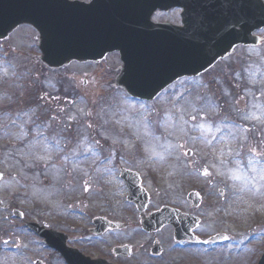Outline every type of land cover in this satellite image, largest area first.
<instances>
[{
  "label": "flooded vegetation",
  "instance_id": "1",
  "mask_svg": "<svg viewBox=\"0 0 264 264\" xmlns=\"http://www.w3.org/2000/svg\"><path fill=\"white\" fill-rule=\"evenodd\" d=\"M79 1L89 3L91 0ZM174 13L159 12L153 21L179 25V21H172ZM30 39L33 40L31 44L37 43L36 36ZM8 43H1L0 50ZM35 53L29 54L34 58L32 62L26 60L24 64H36L37 68L27 67L23 74L19 73V67L4 68L2 71L10 77L0 76V82L13 84L11 91L4 90L8 96L0 101V172L5 180L11 176L16 181L7 186L8 196L0 197V234L15 244L11 253L16 255L18 262L27 264L32 254L37 258L33 264L36 261L66 264L63 253L45 246L29 225L63 236L64 248L110 264H253L259 259L264 251V199L254 196L249 181L238 180V146L241 143L244 151V144L236 138L232 125L225 118L215 117L219 129L215 140L198 138L200 131L181 133L173 150L167 149L169 143L167 147L153 149L105 146L88 148L89 153L79 158L73 153L78 149L70 147L72 137L62 138L64 147L46 149V131L54 130L56 123L74 122L63 112L61 100L69 99L70 105L77 102L78 75L70 73L62 80L59 75L69 68L56 71L39 67V51ZM86 66L93 68V64ZM99 71L91 70L86 74L87 101L92 97L93 77L101 80L103 76ZM46 83L49 88L45 87ZM100 118L108 131L109 121H105V116ZM146 125L151 130L155 127L151 118ZM88 127L94 129L92 111L88 114ZM92 135H96L95 130ZM45 149L48 153L51 151L50 163L43 161ZM147 150H166V156L172 159V170L159 176L157 165L147 156ZM25 158L37 163L25 161ZM14 166L18 169H13ZM46 167L49 171L62 167V174L53 181L59 183V194H64L61 199L59 194L56 196L58 204L53 213L59 218L68 217L66 225H61L60 219L51 222L41 219L46 211L43 188L47 180L41 177L42 185L41 181L38 184L35 181L46 172ZM11 171L16 173L8 175ZM123 172L132 173L129 181H139L149 194L144 215L167 208V225L158 232L143 233L146 235L143 241L131 232L132 229L137 233L141 231V215L136 206L127 201ZM78 179L82 180L81 185ZM159 187L164 189L160 200L153 194ZM193 193L197 197H191ZM254 201L256 210L253 209ZM21 203L28 206L22 207ZM16 211H21L20 216ZM78 221L82 226H78ZM32 242L38 245L39 251L30 247ZM155 246L160 248L158 256L152 252ZM122 249H126L127 254H123Z\"/></svg>",
  "mask_w": 264,
  "mask_h": 264
},
{
  "label": "water",
  "instance_id": "2",
  "mask_svg": "<svg viewBox=\"0 0 264 264\" xmlns=\"http://www.w3.org/2000/svg\"><path fill=\"white\" fill-rule=\"evenodd\" d=\"M61 1L0 0V39L22 25L32 26L40 36L41 61L50 68L72 62L100 63L109 54L120 52L124 66L116 87L140 100H153L180 78L201 75L239 46H258L261 39L252 34L264 29V3L260 0H250L253 6L233 1L228 12L252 10L243 19L235 12L223 16L222 0H132L129 5L124 0H109L113 4L105 18L100 7L93 9L97 13L93 19L78 20L73 14L86 6ZM173 8L184 10L183 28L151 23L157 10ZM237 19L242 24H228L239 23ZM160 217L144 222L143 227L152 228ZM42 236L51 247H60L57 235Z\"/></svg>",
  "mask_w": 264,
  "mask_h": 264
},
{
  "label": "rangeland",
  "instance_id": "3",
  "mask_svg": "<svg viewBox=\"0 0 264 264\" xmlns=\"http://www.w3.org/2000/svg\"><path fill=\"white\" fill-rule=\"evenodd\" d=\"M172 20L179 21V18H177V16L174 14ZM33 35L34 33H32L29 29L21 28L18 32L13 34L10 39L7 40V42H9L8 46L4 48L2 47L3 50H0V76L6 75L7 77H10V75H7L4 71H2L4 68L19 67L21 69L19 73L22 74L24 73V69L27 67L37 68L36 66L38 65L36 64H24V61H31L34 59L27 55L28 52H36V45L34 43L32 45L31 42L33 40L30 39V37H33ZM120 65L119 59L116 57H111L104 63L103 76L105 81H108V78H112L111 75L114 73V70ZM88 68L89 67L73 65L69 67V70L66 73H62L59 76L62 78H64V76L68 78L70 73L77 74L78 89L80 91L83 89V76L88 73ZM14 76L18 77V75ZM221 80H224V85H221L223 84L221 83ZM185 87L187 89L182 91ZM5 89L11 91L13 89V84L0 82V101L4 100L8 96L4 91ZM111 92L113 91H107L103 89V86L98 84L94 86L93 90L94 101L107 102L104 104L106 108L104 109L105 112L103 113V116H107L106 111L111 110L108 114V125L110 127V131H107V133L104 132L102 134L103 142H109L114 148L117 149H121L123 147L124 149L133 148L135 147V142L145 148L150 147L152 149L160 147L164 148L167 146V141L164 142L161 136L155 138V131H152L143 121L134 116L133 112L140 109L145 104L130 101L127 97L120 93ZM172 99H174L178 105L183 107L178 109L180 116L179 118L184 120L187 125L190 124L188 128L191 132L202 130L204 134L203 138L207 134L208 127L213 126V119L219 114L220 118H225V120L232 126L238 129L242 128L244 131L242 135L245 138L241 140L244 144V151H240V159L245 165L244 170L246 173H242L240 170L238 173V180H243L241 176H245L249 177L254 185H259L260 170L261 167H263L259 164L264 165V48L259 50H238L234 57L217 66L210 72V75H204L199 79L180 83L178 86L174 87V89L172 88L163 97H161L160 102L155 108L152 109L153 113L151 115L156 116L158 113L164 112L162 104H164L165 101L170 104ZM194 103L201 106L197 111L196 109H193V107H195L193 105ZM122 108L127 109V111L132 115L130 123L132 124V138L134 141L130 140L128 136H125V133L122 132L124 127L122 124L121 129H118L120 126L119 122H124L127 118V115L124 111H122ZM184 108H189V110ZM68 111L71 113L70 117H72V120L75 123L77 118H83L82 120L78 119L76 124L71 123L73 126L72 129H75L76 132L75 148H105L103 146H96V144L93 142L95 139L98 141L99 136L97 135L96 138H91L92 136H90L88 131V124L87 127L85 124V118H87V116L85 114V109L82 107V103H76L73 108V112H71V107H68ZM254 111H256V113ZM143 116H145L144 113ZM181 116H183L184 119H182ZM106 120L108 119H105V121ZM164 125L166 127L162 132L167 136V139H170L169 147H167V149L173 150L177 147L178 141L172 138H178V134L182 132V129L185 130V128L182 127H187V125H185L182 121L178 122L177 124H172L171 119L169 118H167L166 124ZM254 126L261 128L260 135L259 132L257 133L256 130L253 129ZM117 129L120 133L119 136H117L118 132L115 131ZM129 129L130 125L128 126L127 130L129 131ZM262 129L263 133H261ZM121 136L124 138L120 139ZM152 137H154L153 142L151 141ZM52 146L53 145H47L46 148H51ZM46 151L47 150L45 149V155L42 154V156L43 161L46 160L47 162L48 156L46 155ZM50 152L51 151H49V153ZM147 156L151 157L153 162L157 165V173L159 176H162L163 173L172 170V159H169L166 156V150L162 152H153L151 150H147ZM254 159L256 161L254 162L253 167V165L249 162L251 160L254 161ZM25 161H33L34 164L37 163L31 158H25ZM256 164L258 165L255 166ZM61 170L62 167L56 168L51 174L49 171H47L46 167L47 172L37 176L38 178H36L35 182L38 184L39 181H41V177L43 176H45L46 179L49 178L47 179L48 185L43 188L47 198V203L45 206V214L41 217V219L45 220L46 222L60 219L62 220L59 221L60 224L66 225L65 221L69 220L68 217L59 218L53 213L57 208L58 201L56 200V196L59 194V183H55L53 178H58L59 175L62 174ZM13 173L16 172H8L9 175ZM50 176H53V178ZM10 182L16 181L13 177L9 176L7 182L4 184L6 186V190ZM77 182L79 185L82 184V180L80 179H78ZM42 184H44L43 181H41V185ZM4 185L1 187L2 192H0V195L3 198L8 196L6 190H4ZM18 186L21 187V183H19ZM84 187L85 185L83 184L81 188L82 191L84 190ZM63 190H66V188H63ZM63 194L64 192L60 193L58 198L61 199ZM153 194L156 199L160 200L161 196L164 194V189L159 187L156 193ZM259 196L261 199H264L263 191L259 193ZM78 201H80V199H78ZM23 203H21L22 207L28 206V204ZM250 203L251 202H249V204ZM255 207L256 205L253 206V209ZM48 210L51 212H47ZM78 226H82L80 221H78ZM53 227L55 226L53 225ZM30 247L35 251H39V247L36 243L32 242ZM6 254H8L7 251ZM3 255L4 252L0 254V261L3 258ZM36 259L37 258H34V256L30 254L27 258V264H33ZM13 264L22 263L18 262L16 259L14 260ZM253 264H255V261Z\"/></svg>",
  "mask_w": 264,
  "mask_h": 264
}]
</instances>
